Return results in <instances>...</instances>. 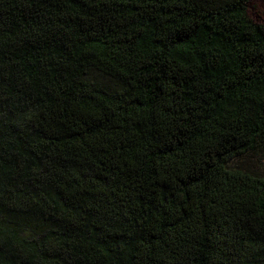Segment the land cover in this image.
<instances>
[{"label": "trees", "instance_id": "trees-1", "mask_svg": "<svg viewBox=\"0 0 264 264\" xmlns=\"http://www.w3.org/2000/svg\"><path fill=\"white\" fill-rule=\"evenodd\" d=\"M252 2L0 0V264H264Z\"/></svg>", "mask_w": 264, "mask_h": 264}, {"label": "rangeland", "instance_id": "rangeland-1", "mask_svg": "<svg viewBox=\"0 0 264 264\" xmlns=\"http://www.w3.org/2000/svg\"><path fill=\"white\" fill-rule=\"evenodd\" d=\"M249 13L255 20L264 22V0H253ZM251 157H253L254 160H258L260 163H264V152L252 155ZM230 164L232 165L233 162Z\"/></svg>", "mask_w": 264, "mask_h": 264}]
</instances>
